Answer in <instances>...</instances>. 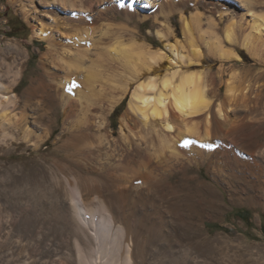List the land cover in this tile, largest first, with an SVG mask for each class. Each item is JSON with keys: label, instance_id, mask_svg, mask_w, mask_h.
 <instances>
[{"label": "bare ground", "instance_id": "obj_1", "mask_svg": "<svg viewBox=\"0 0 264 264\" xmlns=\"http://www.w3.org/2000/svg\"><path fill=\"white\" fill-rule=\"evenodd\" d=\"M27 1L34 8L38 3L55 11L51 17L56 33L42 29L37 33L46 42L38 63L42 74L31 78L22 93L15 91L24 76L21 67L7 69L0 78V155L16 153L24 144L41 148L61 114L62 128L54 144L60 143L58 148L68 159L56 160L49 171L48 163L40 160L35 180L22 183L32 189L27 199L39 211L36 224L66 234L61 242L55 241L56 235L52 239L43 234L38 242L42 249L62 254L66 264H82L76 246L85 253L95 245L102 248L116 229L121 231L116 253L132 264H146L141 257L144 241L127 211L153 190L157 201L167 199L168 212L180 221L178 200L184 190L165 180L178 173L186 180L199 179L186 175L192 166H206L209 180H198L196 188L210 215L227 207L221 189L232 202L233 181L261 188L264 201V110L260 109L264 84L258 85L264 82V16L258 10L263 0ZM202 6L211 14L207 19H202ZM216 14L227 24L225 41L216 32ZM176 15L182 39L171 21ZM120 16L125 24L116 22ZM133 19L142 24L153 19L156 35L170 55L140 40L136 29L128 26ZM202 21L208 36L201 31ZM236 29L246 31L241 47L262 69L232 67L225 80L223 62L242 60L224 44L236 43ZM211 55L222 63L219 78ZM128 96L114 137L110 117ZM134 153L138 159L133 166ZM111 157L113 179L110 174L102 180L87 177L78 169L82 165L103 172ZM11 167L18 175L24 171L17 164ZM22 203V197L15 198L12 192L5 199L9 235L24 230L13 224L15 209L19 216L25 215ZM97 204L101 211H95ZM96 212L101 224L93 220ZM206 220H201L203 229ZM187 224L182 221L179 226ZM180 229L173 228L175 236ZM188 253L182 256L186 260Z\"/></svg>", "mask_w": 264, "mask_h": 264}, {"label": "rangeland", "instance_id": "obj_2", "mask_svg": "<svg viewBox=\"0 0 264 264\" xmlns=\"http://www.w3.org/2000/svg\"><path fill=\"white\" fill-rule=\"evenodd\" d=\"M36 5V8H34L27 0H0V78L7 69L21 67L24 70V76L20 84L15 88L17 94L22 93L29 85L31 78L36 79L42 74L38 63L41 53L45 51L46 42L40 39L37 33L41 29L46 32L52 31V33H56L53 30V18L51 17L52 13L55 14V11H51L38 3ZM263 5L264 0L260 8ZM260 8L258 9L259 11L261 10L260 15L263 14L262 16H264V13H262L264 12V6ZM200 12L202 19H207L211 15L204 6L201 7ZM214 17L218 24L215 28L216 32L225 41L227 24L219 21L218 14L214 15ZM250 17L251 14L247 16V19L249 20ZM153 21V19H149L142 24L139 20L133 19L132 23H128V26L136 29L140 40L154 48H161L167 52L168 50L163 44L161 45L156 35ZM171 21L179 38L182 39L179 17L177 15L173 16ZM116 22L125 24L121 16ZM202 22L200 24V28L202 26L201 31L203 33L209 32L206 22ZM204 29L207 31H204ZM236 30L235 33L238 37H235L236 43L229 44L224 42V44L241 55L242 60L237 64L234 61L223 62L226 69L223 76L225 80L230 77L229 70L232 67L239 70L264 68L257 65L254 58L241 47L246 31ZM206 36H208V33ZM201 45L202 49L207 52V47L203 46V44ZM167 53L170 55L169 51ZM211 56L215 59L213 71L219 78V69L222 63L217 57ZM165 64H167L166 61L164 62ZM261 84H264V82L261 81L258 85ZM222 91L224 93V87ZM128 99L129 96L121 102L110 117L114 137L118 135L120 115L126 110ZM263 107L264 103L260 109L264 110ZM61 128V114H58V121L53 125L51 137L41 148L33 150L24 144L16 153L0 155V264L67 263L62 254L53 255L48 252V249H42L38 244L44 238L45 235L43 234H50L52 239L56 235L58 239L55 241L59 242L66 239V234H57L53 230L48 231L46 228L48 226L36 224L39 211L37 212L38 209L34 208L32 203H28L27 199L28 196L32 195V189L22 184L25 179L35 180L37 175L35 167L40 165V160H45L48 163L47 169L49 171L50 168H55L54 162L56 160L68 159L66 154L59 150L58 146L60 143L58 145L54 144L55 139L61 132ZM66 138L67 134L66 136L64 135V139ZM254 155L262 163V156L258 153ZM137 159L138 155L134 153L132 158H130V163L134 166ZM113 163V157L106 161L107 167L103 170L104 174L102 171H94L88 166L78 165V169L87 177H100V180H102L108 179L111 175L113 179L116 173V169L112 168ZM11 164L24 167L22 174H15L12 171ZM152 164L151 161L150 165ZM186 175H197L199 179L186 180L184 174L178 173L174 177L165 180V182L178 185L179 189L184 190L178 200L181 214L178 215L179 219H181L180 221L168 212L169 209L166 208L167 199H164V202L162 200L157 201L153 190L147 192L146 200H143L145 203L139 201L135 207L127 211L131 223L135 226L134 229L144 241V253H142L141 257H143L142 259H144L146 264H264V201L262 202V189L253 183L233 181L230 191L232 202L229 201V193L221 189L225 194L227 207L219 208L216 210V215L213 216L205 210V200L197 194L196 188L198 180H209L206 174V166L201 169L192 166L187 170ZM11 192L15 198L22 197L23 214H25L24 216H19L15 209L13 224L18 226V228L22 225L26 231L18 229L9 235L5 228L6 212L8 211L5 199ZM95 208V211L102 210L99 204ZM48 216L50 219L52 218L51 215ZM93 218L95 222L100 223L99 212H96ZM189 218L190 220H188ZM204 219L207 220L203 229L200 224L201 220ZM93 220L90 216V223ZM182 221H188L190 225L187 224L180 227L179 224H182ZM174 227L183 229L182 232L180 229L179 236H175ZM112 233H110V240L108 239L107 244L102 246V248L95 245L92 250L85 253L76 246L75 250L82 264H132L129 259L117 254L115 251L121 239V231L115 229ZM192 244L198 245V248L196 250L192 249ZM187 251L189 253L186 260L182 256Z\"/></svg>", "mask_w": 264, "mask_h": 264}, {"label": "snow or ice", "instance_id": "obj_3", "mask_svg": "<svg viewBox=\"0 0 264 264\" xmlns=\"http://www.w3.org/2000/svg\"><path fill=\"white\" fill-rule=\"evenodd\" d=\"M187 143H188V142L186 141V142H185V146H187Z\"/></svg>", "mask_w": 264, "mask_h": 264}]
</instances>
